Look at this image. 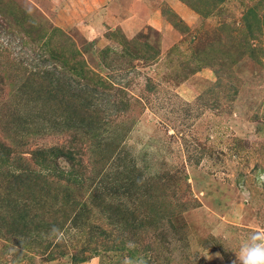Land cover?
Returning <instances> with one entry per match:
<instances>
[{"label":"rangeland","instance_id":"374dc122","mask_svg":"<svg viewBox=\"0 0 264 264\" xmlns=\"http://www.w3.org/2000/svg\"><path fill=\"white\" fill-rule=\"evenodd\" d=\"M11 1L19 15L70 36L80 59L103 79L109 73L96 66L100 51H159L150 65L133 60L111 73L129 110L105 128L110 138L118 133L123 153L134 152L140 166L147 153L144 177L164 167L193 204L175 207L170 196L154 202L148 220L163 222V231L127 240L117 251L93 243L80 264H239L241 245L264 230V0ZM208 48L236 50L237 62L216 76L214 67L197 61ZM32 56L29 47L0 35V264H73L69 250L61 254L54 247L61 236L70 249L85 244L88 227L74 230L72 219L48 239L51 244L41 232L23 242L8 232L9 214L27 199L14 177L48 173L50 164L40 168L33 151L68 147L60 122H52L62 112L60 95L53 92V100L46 86L27 79L37 71ZM91 159L76 163L91 171ZM54 162L62 171L72 169L65 158ZM28 211L37 210L30 205ZM90 222L100 224L98 218Z\"/></svg>","mask_w":264,"mask_h":264},{"label":"trees","instance_id":"16d2710c","mask_svg":"<svg viewBox=\"0 0 264 264\" xmlns=\"http://www.w3.org/2000/svg\"><path fill=\"white\" fill-rule=\"evenodd\" d=\"M35 20L31 15H19L14 1L0 0V35L10 44L18 43L31 50L33 56L29 62L37 71L29 74V82L46 86L47 94L53 100V92L60 95L62 112L52 122H60L57 129L62 137L64 135L68 147L54 146L33 151L34 159H41L40 168L50 164L46 169L48 173L32 172V179L31 176L14 177L23 188L27 199L22 200L24 205L17 206L9 214L12 221L7 225L8 232L21 242L29 239L33 232H41L48 242L50 237H58L62 231H66L65 224L72 219L71 227L74 230L88 227L85 244L79 249H70L65 238L61 236L59 244L54 247L62 249L59 252L61 254H67L69 250L73 264H80L86 261V253L91 250L93 243H101L104 248V243H110L109 250L117 251L120 247L124 248L127 240L134 243V239L141 234L146 236L149 231L161 230L159 225L163 222L148 220V213L154 202L170 196L173 206L183 209L193 202L184 199V193L176 187L174 176L164 167L155 175L144 177L143 169L147 170L150 166L143 156L147 153H142L141 161L144 164L140 166V158L134 152L125 149L123 153L124 147L118 141V133L114 132L111 136L114 139H111L105 128L111 117L120 113L127 114L129 110L122 108L124 103L119 100V95L124 88L110 81L114 78L111 73L126 69L133 60L150 65L157 60L159 51L149 47L146 55L134 56L123 49L102 50L99 52L100 56L98 54L96 66L100 72L109 73L108 79H103L98 72L88 68L84 59H80L82 52L70 36L59 28L47 29ZM257 30L260 35V28ZM254 35L249 33L252 39H255ZM229 51L208 48V51L198 55L197 61L207 67H214L213 72L217 76L224 65L237 62L236 50L231 53ZM220 59L227 62L219 61ZM40 64L47 69L40 70ZM121 110L124 111L120 112ZM67 136L70 138L67 139ZM85 157L92 158L91 171L76 163ZM59 158H65L72 169L62 171L57 168L54 160ZM44 182L46 187L41 185ZM54 186L59 193L53 195L50 190ZM132 199L135 200L130 203ZM86 200L90 203H86ZM56 203L59 208L54 207ZM30 205L37 211H28ZM193 208L194 205L191 209ZM39 217L42 222L38 220ZM94 218L100 220L99 225H90ZM51 243L49 240L48 244Z\"/></svg>","mask_w":264,"mask_h":264},{"label":"clouds","instance_id":"9594fccd","mask_svg":"<svg viewBox=\"0 0 264 264\" xmlns=\"http://www.w3.org/2000/svg\"><path fill=\"white\" fill-rule=\"evenodd\" d=\"M139 264H144L143 260ZM239 264H264V230L253 234L241 245Z\"/></svg>","mask_w":264,"mask_h":264}]
</instances>
